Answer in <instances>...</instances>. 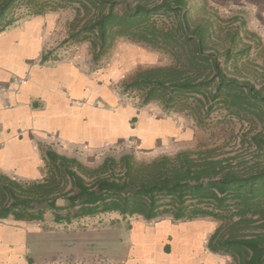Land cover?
Wrapping results in <instances>:
<instances>
[{
    "label": "trees",
    "instance_id": "1",
    "mask_svg": "<svg viewBox=\"0 0 264 264\" xmlns=\"http://www.w3.org/2000/svg\"><path fill=\"white\" fill-rule=\"evenodd\" d=\"M190 1L0 0V34L22 18L72 7L76 16L61 43H89L95 65L117 38L160 49L172 63L136 69L121 92L182 115L199 129H207L213 112L224 111L257 130L240 139L248 141L251 156L210 141L213 132L173 154L144 159L131 151L92 167L47 149L39 178L0 173V221L69 224L103 214L116 221L208 219L217 222L208 251L227 255L230 264H264V76L254 65L244 79L241 71H229L231 65L238 70L250 45L241 46L239 29H230L224 40L210 17L193 14ZM51 53L45 50L40 61L55 60Z\"/></svg>",
    "mask_w": 264,
    "mask_h": 264
},
{
    "label": "rangeland",
    "instance_id": "2",
    "mask_svg": "<svg viewBox=\"0 0 264 264\" xmlns=\"http://www.w3.org/2000/svg\"><path fill=\"white\" fill-rule=\"evenodd\" d=\"M190 2L195 4L193 14L200 18L210 17L215 22L217 32L221 28L224 36L230 29H239L241 46L250 45L248 51H245L238 61V70L231 65L229 71L232 73L241 71L242 74L239 72L238 78L244 79L247 78L245 77L248 72L246 68L254 65L264 76V4L257 0H191ZM75 16L76 11L72 7L46 13L42 16L43 24L38 30L41 33H37V30L31 27L32 25L24 26L28 23L33 24L31 18H22L14 27L24 26L28 35L32 33L43 36V43L46 41L45 49H53V55L61 60L67 61L71 57H76L93 62L89 43L81 42L72 46L61 43L67 37L68 24ZM14 27L8 30H14L12 33H15ZM3 34L5 33L2 32L0 35L7 36ZM223 39L225 40V36ZM42 53L44 52L40 55H45ZM38 59L40 61L41 56ZM56 61L55 58L53 62H48ZM171 63L172 57L160 49L125 38H117L113 47L101 57L98 63L99 68L93 73H98V76L95 75L97 88L95 89L96 92L100 90L99 98L92 100V97L86 95L72 99V105L89 104L94 107L104 106L118 110V113L126 115V118L119 117V121L123 122L121 126L126 132L123 131V136L115 139L105 136L97 144L79 142L63 145L50 139L47 140L50 148L92 167L99 164L106 156L119 157L131 151L137 157L144 159L151 158L154 154H173L180 149L194 146L197 141L209 140L208 135L213 132V138L210 141L225 143L226 149L236 146L241 156L244 154L251 156L250 151L253 149L248 148V141L241 143L240 139L246 134V138L250 137L257 130L250 131L247 123L243 124L233 119L224 111L213 112L207 129H199L182 115L163 112L155 103L142 105L136 97L121 92L122 83L129 80L136 69ZM18 79L20 78L15 76L12 81L17 82ZM256 84L260 86L261 83ZM146 114L150 116L149 122L144 119L143 127L150 133L146 132L144 136L139 133L136 135L140 121ZM94 116L100 118L95 111ZM104 128L106 129V126ZM135 128L137 131H133ZM152 137V143L143 142L145 138L151 140ZM40 144L42 147L39 156L42 159L45 156L43 150L48 146L44 141ZM42 169L43 166L39 169L38 178L41 176ZM115 218L118 217L114 214H103L69 224H55L50 219L31 223L1 220L0 226L8 231L6 237H20L23 246H1L3 254L0 255V264H185L184 260L191 259V264H208L209 259L213 262L212 264L231 263L227 255L211 253L206 249V241L217 226L216 221L195 219L172 222L168 216L153 221H145L136 216L120 221H116ZM185 227L188 232H184ZM138 228L144 235L143 240L134 242L133 233ZM14 231L17 234L11 236L10 234ZM184 255H191L193 258L187 256L184 258ZM181 256L183 257L180 258Z\"/></svg>",
    "mask_w": 264,
    "mask_h": 264
},
{
    "label": "crops",
    "instance_id": "3",
    "mask_svg": "<svg viewBox=\"0 0 264 264\" xmlns=\"http://www.w3.org/2000/svg\"><path fill=\"white\" fill-rule=\"evenodd\" d=\"M257 1L264 4V0ZM30 20L33 24L24 26L32 25L37 33H41L38 30L43 24V17H31ZM24 26H13L16 35L12 33L14 30L4 31L3 35L7 36L0 35V173L17 180H34L38 178L39 169L44 163L39 156L41 141L48 146L43 150L45 154L47 149H52L47 141L50 139L69 145L79 142L97 144L105 136L120 138L123 131H126L123 130L119 117L126 118V115L104 106L72 105V99L86 95L92 97V100L99 98L100 90L96 92L95 87L98 73L93 74L99 64L96 66L91 60L76 57L67 61L57 57L55 63L39 61L41 52L48 50L44 45L46 41L43 43V36L32 33L28 35ZM88 71L91 73L88 74ZM13 76L20 79L14 82ZM94 111L100 118L94 116ZM149 117L148 114L144 115L138 131L133 129L137 131L135 134L144 136L146 132L150 133L143 127L144 119L149 122ZM112 119L115 121L112 122ZM144 140L143 142L150 144L153 137L151 140ZM7 232L0 226V247L23 246L20 237H6ZM16 234L14 231L10 235ZM1 250L2 248L0 255ZM184 263L190 264L186 260Z\"/></svg>",
    "mask_w": 264,
    "mask_h": 264
},
{
    "label": "bare ground",
    "instance_id": "4",
    "mask_svg": "<svg viewBox=\"0 0 264 264\" xmlns=\"http://www.w3.org/2000/svg\"><path fill=\"white\" fill-rule=\"evenodd\" d=\"M180 228L181 227H183V226H179ZM170 230V229H169ZM184 232H188V231H186V227H185V231ZM143 236L144 235H142V233H141V229L140 228H138V230L137 229H135V231H134V233H133V240H134V242H139V241H141V240H143ZM137 244H139V243H137ZM137 246V245H136ZM5 253V252H4ZM1 254H3V252H1ZM143 255H144V253H143ZM192 255H194V254H192ZM16 256V255H15ZM185 256H187V257H192L191 255H185ZM5 257V256H4ZM3 257V258H4ZM6 257H7V255H6ZM193 258V257H192ZM147 259V258H146ZM192 260V259H191ZM191 260L189 261V263L191 262ZM209 262V261H208ZM213 262L210 260V263H208V264H212ZM11 264V263H10ZM191 264V263H190Z\"/></svg>",
    "mask_w": 264,
    "mask_h": 264
}]
</instances>
